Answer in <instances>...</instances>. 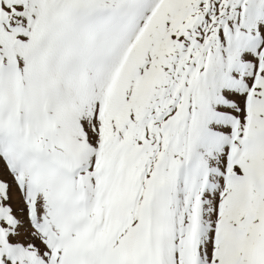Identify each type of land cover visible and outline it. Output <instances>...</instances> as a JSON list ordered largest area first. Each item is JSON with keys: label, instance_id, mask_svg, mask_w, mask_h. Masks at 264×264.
Instances as JSON below:
<instances>
[{"label": "snow or ice", "instance_id": "obj_1", "mask_svg": "<svg viewBox=\"0 0 264 264\" xmlns=\"http://www.w3.org/2000/svg\"><path fill=\"white\" fill-rule=\"evenodd\" d=\"M0 264H264V0H0Z\"/></svg>", "mask_w": 264, "mask_h": 264}]
</instances>
